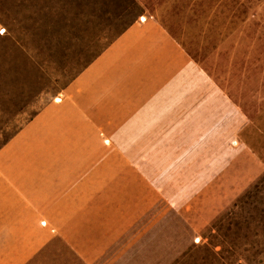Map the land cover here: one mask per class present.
Segmentation results:
<instances>
[{
  "label": "rangeland",
  "instance_id": "1",
  "mask_svg": "<svg viewBox=\"0 0 264 264\" xmlns=\"http://www.w3.org/2000/svg\"><path fill=\"white\" fill-rule=\"evenodd\" d=\"M0 264H264V0H0Z\"/></svg>",
  "mask_w": 264,
  "mask_h": 264
}]
</instances>
